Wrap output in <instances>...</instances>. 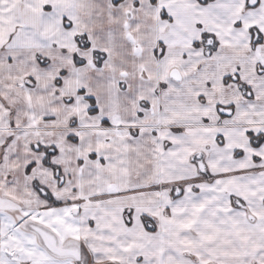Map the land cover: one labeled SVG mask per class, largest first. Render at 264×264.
I'll use <instances>...</instances> for the list:
<instances>
[{"label": "crops", "instance_id": "crops-1", "mask_svg": "<svg viewBox=\"0 0 264 264\" xmlns=\"http://www.w3.org/2000/svg\"><path fill=\"white\" fill-rule=\"evenodd\" d=\"M82 263L264 264V0H0V264Z\"/></svg>", "mask_w": 264, "mask_h": 264}, {"label": "water", "instance_id": "water-1", "mask_svg": "<svg viewBox=\"0 0 264 264\" xmlns=\"http://www.w3.org/2000/svg\"><path fill=\"white\" fill-rule=\"evenodd\" d=\"M171 76L175 79H178L179 78V75H177V72L176 71H173ZM83 264V263H82Z\"/></svg>", "mask_w": 264, "mask_h": 264}, {"label": "trees", "instance_id": "trees-1", "mask_svg": "<svg viewBox=\"0 0 264 264\" xmlns=\"http://www.w3.org/2000/svg\"><path fill=\"white\" fill-rule=\"evenodd\" d=\"M90 99V101L92 102V98H89ZM93 111H95V109L94 108H91L90 109V112H93Z\"/></svg>", "mask_w": 264, "mask_h": 264}, {"label": "flooded vegetation", "instance_id": "flooded-vegetation-1", "mask_svg": "<svg viewBox=\"0 0 264 264\" xmlns=\"http://www.w3.org/2000/svg\"><path fill=\"white\" fill-rule=\"evenodd\" d=\"M95 109V108H94ZM95 111H96V109H95Z\"/></svg>", "mask_w": 264, "mask_h": 264}]
</instances>
